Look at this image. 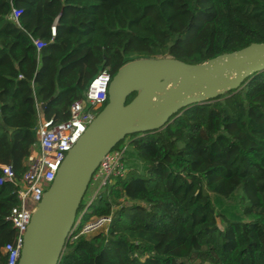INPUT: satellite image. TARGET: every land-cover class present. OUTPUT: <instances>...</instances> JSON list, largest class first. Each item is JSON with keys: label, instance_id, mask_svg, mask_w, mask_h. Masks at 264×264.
I'll use <instances>...</instances> for the list:
<instances>
[{"label": "trees", "instance_id": "16d2710c", "mask_svg": "<svg viewBox=\"0 0 264 264\" xmlns=\"http://www.w3.org/2000/svg\"><path fill=\"white\" fill-rule=\"evenodd\" d=\"M252 42H264V0H0V163L20 178L36 103L66 119L102 69L114 75L143 57L200 63ZM127 137L145 172L130 169L81 200L80 226L93 215L111 221L70 236L58 264H264V70ZM13 189L0 184V264L16 234L6 219ZM210 193H237L243 217L218 214Z\"/></svg>", "mask_w": 264, "mask_h": 264}, {"label": "water", "instance_id": "95a60500", "mask_svg": "<svg viewBox=\"0 0 264 264\" xmlns=\"http://www.w3.org/2000/svg\"><path fill=\"white\" fill-rule=\"evenodd\" d=\"M262 70L264 42L200 63L143 57L119 67L109 83L106 104L67 151L32 213L17 264H58L92 173L126 135L159 129L182 108L238 89Z\"/></svg>", "mask_w": 264, "mask_h": 264}, {"label": "built area", "instance_id": "2783aa9c", "mask_svg": "<svg viewBox=\"0 0 264 264\" xmlns=\"http://www.w3.org/2000/svg\"><path fill=\"white\" fill-rule=\"evenodd\" d=\"M20 8L11 9V17L17 21ZM54 36L55 27H51ZM39 49L45 43L32 38ZM112 75L107 69H102L89 81L83 98L74 100L69 106V116L63 120L45 117L41 103H36L38 120L36 125V142L31 146L25 160V171L20 178L15 176L10 164L0 163V184L9 182L14 186L18 203L10 208L6 219L12 224L16 234L13 242L2 247L7 256V264H17L24 241V234L30 222L32 213L41 201L43 193L51 185L69 149L85 132L98 112L107 102L108 86ZM126 145L122 148L110 149L101 159L92 173L90 184L93 186L88 203L105 186L112 183L116 177H124L128 171L126 165ZM81 215L75 220L69 237L74 239L79 235H87L106 231L111 221V215H93L80 226ZM79 227V229H78ZM103 228V229H102ZM102 229V230H101Z\"/></svg>", "mask_w": 264, "mask_h": 264}, {"label": "rangeland", "instance_id": "374dc122", "mask_svg": "<svg viewBox=\"0 0 264 264\" xmlns=\"http://www.w3.org/2000/svg\"><path fill=\"white\" fill-rule=\"evenodd\" d=\"M130 139H131L130 137H127L125 139L120 140L113 148H122L123 146L126 145L125 153H126V165L128 167V170L136 169L138 172L144 173L146 170V164L140 161L136 157L134 151L129 145ZM92 191H93V186H91V184L89 183L88 188L83 195L82 202H85L91 197ZM210 196L215 206L216 212L218 214H222L223 216L229 219H240L243 217L242 208H241L239 196L237 193H233L228 198H224L215 193H210ZM93 234L95 233H90V234H87L86 236L90 237ZM204 264H207V263H204Z\"/></svg>", "mask_w": 264, "mask_h": 264}]
</instances>
